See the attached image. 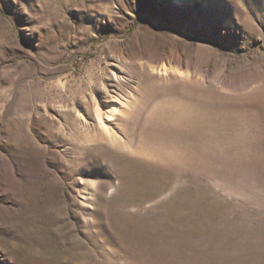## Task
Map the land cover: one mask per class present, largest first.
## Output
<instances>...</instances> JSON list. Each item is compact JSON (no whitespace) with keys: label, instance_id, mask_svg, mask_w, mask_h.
Returning <instances> with one entry per match:
<instances>
[{"label":"rangeland","instance_id":"rangeland-1","mask_svg":"<svg viewBox=\"0 0 264 264\" xmlns=\"http://www.w3.org/2000/svg\"><path fill=\"white\" fill-rule=\"evenodd\" d=\"M0 264H264V0H0Z\"/></svg>","mask_w":264,"mask_h":264},{"label":"bare ground","instance_id":"bare-ground-1","mask_svg":"<svg viewBox=\"0 0 264 264\" xmlns=\"http://www.w3.org/2000/svg\"><path fill=\"white\" fill-rule=\"evenodd\" d=\"M187 52V51H186ZM160 69V68H159ZM158 69V70H159ZM164 70V71H163ZM160 71H163L164 73L167 71L165 68H161V70ZM162 73V72H161ZM183 75V74H182ZM115 77H118V76H115ZM114 77V78H115ZM120 77V76H119ZM96 103V102H95ZM118 105V104H117ZM95 106V105H94ZM119 107H120V105H118V106H114L113 105V107L112 108H110V110H109V112H108V114H107V116L109 117V116H113L117 111H118V109H119ZM94 111H95V114H96V116L98 117L97 119H98V121H99V124L101 125L102 124V122H103V120H102V113L100 112V110L98 109V107H96L95 106V108H94ZM113 118V117H112Z\"/></svg>","mask_w":264,"mask_h":264}]
</instances>
